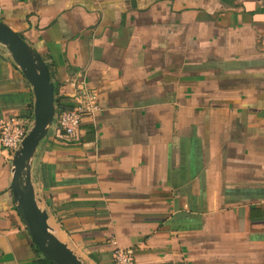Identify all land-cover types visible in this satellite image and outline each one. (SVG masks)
<instances>
[{
	"label": "crops",
	"instance_id": "0c3cea01",
	"mask_svg": "<svg viewBox=\"0 0 264 264\" xmlns=\"http://www.w3.org/2000/svg\"><path fill=\"white\" fill-rule=\"evenodd\" d=\"M39 53L57 111L100 110L32 160L41 210L84 264H264V0H0ZM33 89L0 45V122L34 123ZM72 141H69L67 138ZM0 148V264H48Z\"/></svg>",
	"mask_w": 264,
	"mask_h": 264
},
{
	"label": "water",
	"instance_id": "95a60500",
	"mask_svg": "<svg viewBox=\"0 0 264 264\" xmlns=\"http://www.w3.org/2000/svg\"><path fill=\"white\" fill-rule=\"evenodd\" d=\"M0 45L10 54L31 85L35 97L34 123L20 149L12 157L11 189L20 218L39 252L52 264H84L74 251L53 233L47 211L41 210L32 182L31 165L57 114L55 86L42 56L0 21Z\"/></svg>",
	"mask_w": 264,
	"mask_h": 264
},
{
	"label": "built area",
	"instance_id": "2783aa9c",
	"mask_svg": "<svg viewBox=\"0 0 264 264\" xmlns=\"http://www.w3.org/2000/svg\"><path fill=\"white\" fill-rule=\"evenodd\" d=\"M74 106L69 109L57 111L55 122L58 128L65 136L71 137L80 130L82 120L85 117H93L99 110L97 94L85 86H76V91L72 95ZM29 128L22 120L13 118L0 122V148L8 153L12 159L24 139L26 138ZM113 264H136L133 252L118 246L113 241Z\"/></svg>",
	"mask_w": 264,
	"mask_h": 264
},
{
	"label": "trees",
	"instance_id": "16d2710c",
	"mask_svg": "<svg viewBox=\"0 0 264 264\" xmlns=\"http://www.w3.org/2000/svg\"><path fill=\"white\" fill-rule=\"evenodd\" d=\"M22 37V36H21ZM49 70H50V68H49ZM50 75H51V72H50ZM61 110H64L63 108L61 109ZM67 138V137H66ZM69 141H72L70 138H67ZM35 249H36V251L38 252V253H40L39 252V250H38V248L35 246ZM44 262H46V263H48V264H52L48 259H46V258H44Z\"/></svg>",
	"mask_w": 264,
	"mask_h": 264
}]
</instances>
